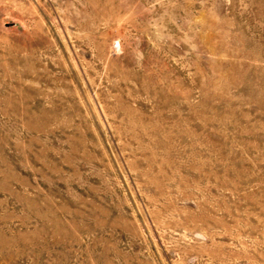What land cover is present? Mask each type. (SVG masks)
Returning a JSON list of instances; mask_svg holds the SVG:
<instances>
[{"label": "rangeland", "instance_id": "rangeland-1", "mask_svg": "<svg viewBox=\"0 0 264 264\" xmlns=\"http://www.w3.org/2000/svg\"><path fill=\"white\" fill-rule=\"evenodd\" d=\"M0 264H264V0H0Z\"/></svg>", "mask_w": 264, "mask_h": 264}]
</instances>
